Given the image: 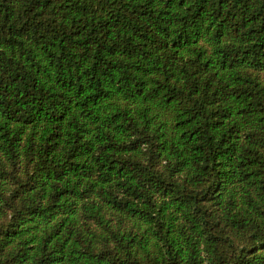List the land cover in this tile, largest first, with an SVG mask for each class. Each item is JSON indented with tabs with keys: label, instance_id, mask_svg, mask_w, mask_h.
<instances>
[{
	"label": "trees",
	"instance_id": "16d2710c",
	"mask_svg": "<svg viewBox=\"0 0 264 264\" xmlns=\"http://www.w3.org/2000/svg\"><path fill=\"white\" fill-rule=\"evenodd\" d=\"M0 264H264V0H0Z\"/></svg>",
	"mask_w": 264,
	"mask_h": 264
}]
</instances>
